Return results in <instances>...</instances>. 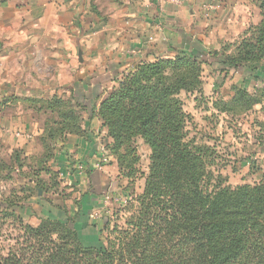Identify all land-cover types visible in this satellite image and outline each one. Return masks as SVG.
<instances>
[{"label":"rangeland","instance_id":"obj_1","mask_svg":"<svg viewBox=\"0 0 264 264\" xmlns=\"http://www.w3.org/2000/svg\"><path fill=\"white\" fill-rule=\"evenodd\" d=\"M258 1L225 0L222 27L211 37L214 48L199 58L207 61L202 64V85L180 93L191 115L188 140L204 149L214 177L233 186L264 181V59L228 67L214 53L237 56L238 46L262 19ZM1 90L0 86V258L14 252L34 263L40 247L27 227L37 228L48 218L76 230L87 249L121 250L139 215L149 145L136 139L139 159L131 172L119 163L112 150L114 140L99 115L105 98L83 101L82 106L68 91L39 97L5 95ZM242 90L259 102L224 110V103ZM71 113L76 118L68 121ZM78 123L79 134L59 132L62 125L76 130ZM52 238L57 240V234Z\"/></svg>","mask_w":264,"mask_h":264},{"label":"trees","instance_id":"obj_2","mask_svg":"<svg viewBox=\"0 0 264 264\" xmlns=\"http://www.w3.org/2000/svg\"><path fill=\"white\" fill-rule=\"evenodd\" d=\"M258 2L262 19L238 46L237 56L214 53L224 65L239 67L264 59V0ZM201 57L181 52L141 62L101 103L99 115L122 166L135 171L137 138L151 149L139 215L125 246L117 252L114 247L87 249L76 230L48 218L37 228L27 227L40 247L34 263L11 252L0 264H264V181L226 184L209 170L204 149L188 140L191 115L180 93L202 85V64L207 61ZM254 98L239 91L223 109L258 103ZM74 118V113L67 116L68 121ZM75 128L62 125L59 132L82 130L79 123ZM261 129L264 132V123Z\"/></svg>","mask_w":264,"mask_h":264},{"label":"crops","instance_id":"obj_3","mask_svg":"<svg viewBox=\"0 0 264 264\" xmlns=\"http://www.w3.org/2000/svg\"><path fill=\"white\" fill-rule=\"evenodd\" d=\"M225 5L0 0L1 91L39 97L68 91L79 102L101 101L141 62L205 55L214 48L211 37L222 27Z\"/></svg>","mask_w":264,"mask_h":264},{"label":"built area","instance_id":"obj_4","mask_svg":"<svg viewBox=\"0 0 264 264\" xmlns=\"http://www.w3.org/2000/svg\"><path fill=\"white\" fill-rule=\"evenodd\" d=\"M160 8L163 7L166 3H181L182 0H155ZM18 135H21V133H18Z\"/></svg>","mask_w":264,"mask_h":264}]
</instances>
